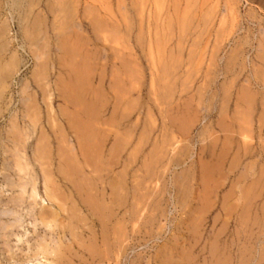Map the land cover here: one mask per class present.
Listing matches in <instances>:
<instances>
[{
	"label": "rangeland",
	"instance_id": "1",
	"mask_svg": "<svg viewBox=\"0 0 264 264\" xmlns=\"http://www.w3.org/2000/svg\"><path fill=\"white\" fill-rule=\"evenodd\" d=\"M39 260L264 264V0H0V264Z\"/></svg>",
	"mask_w": 264,
	"mask_h": 264
},
{
	"label": "bare ground",
	"instance_id": "2",
	"mask_svg": "<svg viewBox=\"0 0 264 264\" xmlns=\"http://www.w3.org/2000/svg\"><path fill=\"white\" fill-rule=\"evenodd\" d=\"M41 1V0H40ZM173 1V0H172ZM176 1V0H175ZM40 3V2H39ZM170 3V2H169ZM186 3V2H185ZM219 3V2H218ZM188 4V3H187ZM191 5V4H190ZM119 7V6H118ZM186 7V6H185ZM188 7V6H187ZM180 8V7H179ZM191 8V7H190ZM63 9V8H62ZM174 9V8H173ZM167 10V9H166ZM170 11V10H169ZM190 13H192V12H190ZM75 14V13H74ZM161 14V13H160ZM182 14V13H181ZM231 14V13H230ZM56 16V15H55ZM144 16V15H143ZM184 16V15H183ZM161 17V16H160ZM66 18V17H65ZM65 18H64V20H65ZM233 18V17H232ZM237 18V17H236ZM184 19V18H183ZM185 19H186V17H185ZM34 21V20H33ZM167 21V20H166ZM189 21H191L190 20V18H189ZM185 22V21H184ZM168 26V25H167ZM182 26V25H181ZM74 27V26H73ZM81 27V26H80ZM130 27V26H129ZM149 28V27H148ZM164 28V27H163ZM63 29H65V28H63ZM126 29V28H125ZM162 29V28H161ZM170 29V28H169ZM70 30V29H69ZM155 30V29H154ZM180 32V31H179ZM151 34V33H150ZM138 37H139V35H138ZM137 37V38H138ZM184 38V37H183ZM73 41H74V39H73ZM80 41V40H79ZM90 42V41H89ZM69 43V42H68ZM74 43V42H73ZM200 43V42H199ZM165 44V43H164ZM79 45V44H78ZM78 47V46H77ZM74 49V48H73ZM61 50V49H60ZM71 55H73V54H71ZM75 55V54H74ZM163 56V55H162ZM88 57V56H87ZM180 57V56H179ZM74 58H75V56H74ZM123 58V57H122ZM89 59V58H88ZM10 60V59H9ZM87 61V60H86ZM125 61V60H124ZM78 62V61H77ZM85 62V61H84ZM88 63V62H87ZM127 63V62H126ZM183 63V62H182ZM75 64V63H74ZM165 64V63H164ZM179 64V63H178ZM76 65V64H75ZM79 65H80V63H79ZM128 65H129V63H128ZM12 66V65H11ZM74 66V65H73ZM88 67V66H87ZM14 68V67H13ZM78 68V67H77ZM79 69V68H78ZM42 71V70H41ZM80 71V70H79ZM82 71V70H81ZM92 71V70H91ZM43 73V72H42ZM167 73V72H166ZM83 74V73H82ZM102 74V73H101ZM92 75V74H91ZM35 76V75H34ZM58 76V75H57ZM43 77V76H42ZM3 79V78H2ZM39 79V78H38ZM87 81V80H86ZM85 81V82H86ZM54 83V82H53ZM78 84V83H77ZM72 86V85H71ZM243 90V89H242ZM58 92V91H57ZM72 92H74V91H72ZM75 95H76V93H75ZM72 96V95H71ZM100 97V96H99ZM70 99V98H69ZM245 101V100H244ZM87 103V102H86ZM91 103V102H90ZM93 103V102H92ZM51 105V104H50ZM47 106V105H46ZM79 106H80V104H79ZM76 107V106H75ZM28 108V107H27ZM38 109V108H37ZM64 109V108H63ZM66 109H68V108H66ZM31 110H33V109H31ZM222 110V109H221ZM81 111V110H80ZM95 111H96V109H95ZM94 111V112H95ZM98 111V110H97ZM75 112V111H74ZM65 114H67L66 112H64ZM72 113V112H71ZM85 113V112H84ZM92 113V112H91ZM222 113V112H221ZM38 114V113H37ZM53 114V113H52ZM76 114V113H75ZM99 115V114H98ZM94 116V115H93ZM28 117V116H27ZM30 117V116H29ZM38 117H40L39 115H38ZM81 117V116H80ZM172 118V117H171ZM186 118V117H185ZM88 119V118H87ZM101 119V118H100ZM183 121H184V119H183ZM55 122V121H54ZM78 122V121H77ZM79 123V122H78ZM99 123V122H98ZM84 124V123H83ZM99 126V125H98ZM36 127V126H35ZM184 127V126H183ZM221 127V126H220ZM64 128V127H63ZM98 129V128H97ZM222 129V128H221ZM87 130V129H86ZM106 130V129H105ZM246 130V129H245ZM20 131V130H19ZM84 135V134H83ZM42 138V137H41ZM124 138V137H123ZM218 140V139H217ZM83 141V140H82ZM119 141V140H118ZM117 141V142H118ZM46 143V142H45ZM17 144V143H16ZM15 144V145H16ZM48 144V143H47ZM83 144V143H82ZM44 145V144H43ZM93 145H95V143L93 144ZM97 145V144H96ZM120 146H122L121 144H120ZM58 147V146H57ZM15 148H17V147H15ZM50 149V148H49ZM95 149V148H94ZM58 150V149H57ZM95 150H97V148L95 149ZM47 151H49V150H47ZM68 152V151H67ZM120 152V151H119ZM112 153V152H111ZM62 154V153H61ZM87 153H83V157H85L84 155H86ZM113 154V153H112ZM23 155V154H22ZM97 155V154H96ZM87 156H88V154H87ZM71 157H72V155H71ZM66 158V157H65ZM18 159V158H17ZM20 159V158H19ZM64 159V158H63ZM60 160V159H59ZM66 160V159H65ZM24 161H25V159H24ZM72 161V160H71ZM112 161V160H111ZM26 162V161H25ZM59 162V161H58ZM113 162V161H112ZM18 163V162H17ZM93 163V162H92ZM96 163V162H95ZM99 163V162H98ZM97 164V163H96ZM101 164V163H100ZM217 164V163H216ZM76 165V164H75ZM42 166V165H41ZM69 166V165H68ZM81 166V165H80ZM95 166V165H94ZM108 166V165H107ZM96 167V166H95ZM26 168H28V167H26ZM71 168H72V166H71ZM88 168V167H87ZM15 169V168H14ZM63 169V168H62ZM74 169V168H73ZM75 170V169H74ZM93 170V169H92ZM95 170V169H94ZM93 170V171H94ZM102 170V169H101ZM23 171V170H22ZM21 171V172H22ZM46 171V170H45ZM92 171V172H93ZM71 173V172H70ZM95 174H96V172H95ZM94 174V175H95ZM64 175V174H63ZM65 175H66V173H65ZM49 177H50V175H48ZM73 176H74V174H73ZM86 177V176H85ZM101 177H102V175H101ZM124 177V176H123ZM46 178V177H45ZM79 178V177H78ZM126 178V177H125ZM27 179V178H26ZM54 179V178H53ZM68 179V178H67ZM75 179V178H74ZM24 180V179H23ZM25 181V180H24ZM27 181V180H26ZM76 181V180H75ZM92 181V180H91ZM20 182V181H19ZM84 182H85V180H84ZM22 183V182H21ZM49 184V183H48ZM50 184H51V182H50ZM49 184V185H50ZM22 185V184H21ZM82 185V184H81ZM98 185V184H97ZM47 188V190H48V195H49V197H51V198H54V195H53V193L51 192V189L49 188V187H46ZM83 188V187H82ZM33 190V189H32ZM36 190V189H35ZM54 190V189H53ZM33 192H34V190H33ZM47 192V191H46ZM94 192V191H93ZM81 193V192H80ZM86 193V192H85ZM34 194V197H35V201H37L36 200V198L38 197L37 195V197L35 196V193H33ZM39 194V193H38ZM47 194V193H46ZM96 194V193H95ZM115 194V193H114ZM25 195V194H24ZM93 195V194H92ZM116 195V194H115ZM81 196V195H80ZM94 196V195H93ZM102 196V195H101ZM61 197V196H60ZM103 197V196H102ZM39 198V197H38ZM64 198V197H63ZM88 198H90V197H88ZM55 200H56V197H55ZM106 200V199H105ZM113 200H115V199H113ZM112 200V201H113ZM137 200V199H136ZM58 201V200H57ZM68 201V200H67ZM78 201V200H77ZM122 201V200H121ZM110 202V201H109ZM36 203V202H35ZM62 203H63V200H62ZM64 203H65V201H64ZM88 203H90V202H88ZM105 203V202H104ZM103 203V204H104ZM140 203V202H139ZM36 204H38V203H36ZM95 204V203H94ZM141 204V203H140ZM96 205H97V203H96ZM99 205V204H98ZM73 206V205H72ZM62 207H63V205H62ZM98 207V206H97ZM89 209V208H88ZM100 209V208H99ZM113 209V208H112ZM43 210V209H42ZM53 210V209H52ZM78 210V209H77ZM101 210V209H100ZM54 211V210H53ZM63 211V210H62ZM79 211V210H78ZM51 212V211H50ZM59 212V211H58ZM83 212V211H82ZM97 212V211H96ZM112 213V212H111ZM40 214H42V213H40ZM52 214V213H51ZM113 214V213H112ZM102 215V214H101ZM41 216V215H40ZM46 216V215H45ZM49 216V215H48ZM76 216V215H75ZM105 216V215H104ZM109 216V215H108ZM112 217V216H111ZM78 218V217H77ZM80 221V220H79ZM101 224V223H100ZM73 226H75V225H73ZM103 227V226H102ZM78 233V232H77ZM90 237V236H89ZM44 238V237H43ZM108 238V237H107ZM103 239V238H102ZM97 240V239H96ZM44 244H46V243H44ZM42 247V246H41ZM57 249V248H56ZM54 250V249H53ZM46 251V250H45ZM105 252V251H104ZM40 254V253H39ZM58 257V256H57ZM55 259V258H54ZM59 259H61V258H59ZM45 260V259H44ZM50 260V259H49ZM48 260V261H49ZM40 261V260H39ZM57 261V260H56ZM41 262V261H40ZM39 262V263H40ZM25 263V262H24ZM30 263V262H29ZM33 263V262H32ZM41 264H44V263H42L41 262Z\"/></svg>",
	"mask_w": 264,
	"mask_h": 264
}]
</instances>
